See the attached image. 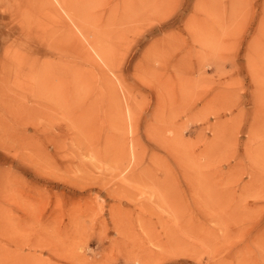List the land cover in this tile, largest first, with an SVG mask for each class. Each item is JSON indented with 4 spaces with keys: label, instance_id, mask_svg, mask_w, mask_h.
Instances as JSON below:
<instances>
[{
    "label": "rangeland",
    "instance_id": "obj_1",
    "mask_svg": "<svg viewBox=\"0 0 264 264\" xmlns=\"http://www.w3.org/2000/svg\"><path fill=\"white\" fill-rule=\"evenodd\" d=\"M0 264H264V0H0Z\"/></svg>",
    "mask_w": 264,
    "mask_h": 264
},
{
    "label": "bare ground",
    "instance_id": "obj_2",
    "mask_svg": "<svg viewBox=\"0 0 264 264\" xmlns=\"http://www.w3.org/2000/svg\"><path fill=\"white\" fill-rule=\"evenodd\" d=\"M46 1L48 2L49 0H46ZM53 1H54V0H53ZM60 1H61V0H60ZM50 4H52V3L50 2ZM54 4H55V3H54ZM54 4L51 5V7H52V6L56 7V6H55L56 4H55V5H54ZM57 5H58V4H57ZM59 6H60V5H59ZM46 7H47V6H46ZM46 7H45V8H46ZM49 7H50V6H49ZM62 7H63V9H64V8H66L67 6L65 5V6H62ZM59 8L61 9V6H60ZM47 10H49V9H47ZM54 10H55V8H54ZM66 10H68V9H66ZM66 10L64 9L63 12H65ZM69 10H71V9L69 8ZM48 12H49V11H48ZM55 12H56V11H55ZM57 12H59V11H57ZM60 12H62V11H60ZM63 12H62V13H63ZM51 13H52V12H51ZM52 14H53V13H52ZM64 14H65V13H64ZM57 15H59V13L56 14V16H57ZM60 15H61V14H60ZM60 15H59V16H60ZM65 15H66V14H65ZM56 16H55V17H56ZM66 16H67V15H66ZM69 16L71 17L72 15H69ZM55 17H54V18H55ZM52 18H53V17H52ZM62 18H63V17H61L60 19H59V18H55V21L58 22V21L60 20V22L62 21V23H63V20H61ZM67 18H68V17H67ZM67 18H66V19H67ZM56 19H57V20H56ZM58 19H59V20H58ZM53 20H54V19H53ZM69 20H70V18H69ZM76 20H77V19H75V21H74L73 23L78 22V21H76ZM78 20H79V18H78ZM72 21H73V20H72ZM70 22H71V20H70ZM83 24H84V22H83ZM62 26H64V25H62ZM62 26H60V27H62ZM74 26H75V25H74ZM84 26H85V25H84ZM82 27H83V26H82ZM63 28H64V27H63ZM80 28H81V27H80ZM65 29H67L66 24H65ZM65 29H63V31H64ZM84 29H85V31H86V28H83V31H82V32H84ZM76 30H77V29H76ZM67 31H70V30H67ZM82 32H80L81 35H84V33H82ZM65 33H66V32H65ZM80 33H79V34H80ZM86 33H87V32H86ZM68 34H69V33L67 32V35H68ZM70 34H71V33H70ZM84 36H85V38H86V40H87V36H86V35H84ZM92 38H93V37H92ZM80 39H82V38H80ZM84 40H85V39H84ZM86 40H85V41H86ZM87 41H88V40H87ZM87 41H86V42H87ZM94 41H95V39H94ZM78 42H79V41H78ZM81 42H83V41H81ZM81 42H80V43H81ZM88 42H89V41H88ZM96 43H97V42H96ZM91 45H93V44H91ZM86 46H87V45H86ZM96 46H97V44H96ZM97 49H98V48H97ZM88 50H89V49H88ZM98 50H100V49H98ZM98 52H99V51H98ZM98 52H97V53H98ZM94 53H96V52H94ZM97 53H96V54H97ZM86 54H88V53H84V55H86ZM93 55H94V54H93ZM98 55H99V54H98ZM85 57L88 58L87 55H86ZM94 57H95V55H94ZM82 58H83V57H82ZM84 59H85V58H84ZM88 59L90 60V56H89ZM88 59H86V61H87ZM93 59H94V58H93ZM79 60H80V59H79ZM104 61H105V60H104ZM111 67H112V66H111ZM111 67H110V68H111ZM110 68H109V69H110ZM112 69H113V68H112ZM87 71H88V70H87ZM79 79H80V78H79ZM129 108H130V106H129ZM130 109H131V108H130ZM124 111L126 112L125 109H124ZM128 112H129V111H128ZM126 114H128V113H126ZM128 118H129V117H128ZM128 118H127V120H129ZM125 119H126V118H125ZM131 120H132V119H130V121H131ZM131 122H132V121H131ZM129 125H130V124H129ZM131 125H132V124H131ZM130 127H131V126H130ZM131 128H132V127H131ZM91 142H92V141H91ZM93 142H94V141H93ZM93 142H92V143H93ZM92 143H91V144H92ZM132 143H133V142H132ZM94 144H95V146H96V143H94ZM133 146H135V145H133ZM93 147H94V145H93ZM97 147H98V146H97ZM98 148H99V147H98ZM99 149H100V148H99ZM82 150H83V149H82ZM123 150H124V149H123ZM131 150H133V149H131ZM131 150H130V151H131ZM135 152H136V150H135ZM98 153H99V152H98ZM121 153H122V152H121ZM136 153H137V152H136ZM136 153H135V154H136ZM99 154H100V153H99ZM118 154H119V153H118ZM129 154H130L129 158H131L132 153L130 152ZM135 154H134V155H135ZM134 155H133V156H134ZM133 156H132V157H133ZM125 157H126V156H125ZM125 157H124V159H125ZM135 158H136V157H135Z\"/></svg>",
    "mask_w": 264,
    "mask_h": 264
}]
</instances>
